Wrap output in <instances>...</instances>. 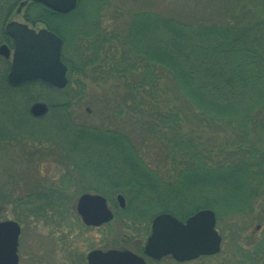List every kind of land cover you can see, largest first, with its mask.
Instances as JSON below:
<instances>
[{"label": "trees", "instance_id": "16d2710c", "mask_svg": "<svg viewBox=\"0 0 264 264\" xmlns=\"http://www.w3.org/2000/svg\"><path fill=\"white\" fill-rule=\"evenodd\" d=\"M23 1L0 0V37L11 46L13 38L6 32L5 24ZM85 1L79 0L78 6L68 13L55 11L41 2L29 1L24 18L34 26L43 23L63 37V60L68 65L69 74L87 73V66L100 62L102 55L101 62L107 64L98 65L93 71H105L127 85L125 94L120 90L124 100L118 104L120 108L117 107V111L123 113L124 103H133L132 106L141 110L140 115L146 116L147 129L162 133L167 142L181 150L187 163L184 166L181 162L176 167L175 180L179 183L163 180L137 162L136 151L128 136L116 129L100 131V128L78 126L72 121L74 137L70 136V129L47 137L50 132L42 126L51 113L71 115L70 100L49 99L50 113L41 117L30 112V105L45 97L38 88L48 87L63 92L69 83L62 89L40 79L12 84L7 78L11 62L1 54L0 143L14 139L41 143L42 140L54 139L62 143L68 156L71 150L70 157L79 167L89 163H83L79 158L87 150L81 141L90 142L92 134H96L101 143L119 146L123 156L133 157V175L117 181L124 185L121 191L128 200L125 210L134 209V220L141 218L138 213H151L150 209L156 205L161 206L160 212L168 211L182 219L200 208L217 210L212 197L217 193L208 191L213 187L220 190L221 199L230 207V211L223 214H254V205L258 202L264 204V18L253 19L249 15L261 12L247 8L245 0H220L206 5L217 9L218 14L213 17L203 15L197 19H184L166 15L164 10L141 9L135 11L121 27V24L114 25L110 21L107 25L99 22L102 11L112 4L110 0ZM257 2L264 6V0ZM68 16L82 18L73 29V44L59 22L61 17ZM180 100L185 104L182 108ZM161 102L167 105L164 111H160L158 103ZM185 107L186 114L181 117L180 109ZM192 114H197L198 120L187 126L189 123L184 122L189 116L193 118ZM212 127L228 128L237 134L238 142L233 140L231 145H211L203 141L208 133L206 128ZM104 155H110L106 148ZM62 179L65 187L73 183L70 175L64 174ZM162 182L165 191L154 189L156 195L144 191L145 187H160ZM93 189L105 192L102 187L91 186L87 190ZM57 191L51 189L37 194L36 206L30 210L41 212L53 206H70L68 198ZM30 197L27 194L21 198L14 193L8 196L11 202L19 205L31 204ZM178 198L180 201L174 202ZM190 198L192 202L196 198L201 200L190 204L187 201ZM182 207L186 210L183 211ZM254 245V251L263 257L264 239Z\"/></svg>", "mask_w": 264, "mask_h": 264}, {"label": "rangeland", "instance_id": "374dc122", "mask_svg": "<svg viewBox=\"0 0 264 264\" xmlns=\"http://www.w3.org/2000/svg\"><path fill=\"white\" fill-rule=\"evenodd\" d=\"M29 1L33 0H24L7 22L10 20L27 22L24 18V13L26 4ZM110 1L112 4L106 6L102 11L99 22L107 25L110 21L114 25L121 24V27H124L123 25L128 22L130 16L141 9H151L160 12L164 10L166 15H176V17L184 19H197L203 15L213 17L218 14L217 9L213 5H206L215 4L216 1L220 0ZM85 2L88 3L89 1L86 0ZM245 3L248 4L247 8H251L253 12L257 13L258 10L261 12L260 14L251 13L249 17L253 19L264 18V6L259 5L257 0L256 3L255 0H245ZM247 8L243 7L244 10H247ZM81 20V17L72 16L59 19L61 26L67 32L71 44L74 43L73 29ZM29 25L35 28L46 27L43 23H39L36 26L30 23ZM3 42L9 43L3 40V37L2 39L0 37V45ZM101 58L102 55L99 59L100 62L87 66L89 70L83 75L79 72L68 73V89L63 92L48 87L37 89L46 97L38 100L48 103L49 99L53 101L66 99L70 100L72 104L69 110L71 115H67L66 112L50 114V117L42 126L50 132L47 137H52L51 134L56 136L59 132L68 131L69 129L71 132L70 136L74 137L75 127L72 121L78 126L100 128V131L116 129L128 136L129 143L133 146V150L136 151L137 162L161 179L174 180L172 182L179 183L175 180L177 176L176 167L181 162L184 166L187 163L182 157L181 150L175 144L167 142L168 140L162 133L147 129L146 116L142 117L140 115L141 110L132 106L133 103L131 105L124 103L123 113L117 111V107L120 108L118 104L122 99L124 100L123 93L125 94L127 85L122 82V79L105 71H103L104 73L101 70L98 71L101 75L97 71L96 73L93 71L96 66L102 67L107 64L104 61L101 62L103 60ZM107 60L110 61L111 59ZM120 90L124 92L120 93ZM158 104L160 111H164L167 107L163 102ZM180 106L181 108L185 106L181 100ZM186 110V107L183 110L180 109L181 117L186 114ZM171 112L174 113L173 111ZM192 117L189 116L184 124L189 123L187 125L189 126L193 121L197 122L198 115L192 114ZM206 131L208 132L207 137L203 141H207L211 145L223 143L231 145L233 140L236 142L239 140L237 134L228 128L212 127L206 128ZM199 132L200 129L198 127L197 133L199 134ZM91 138L90 142H86L87 140L85 141L86 143L81 141V144L87 147V150L79 159L83 163L89 161L87 165L82 167H79L71 159V150H69L68 156L62 143L53 141L54 139L49 141L42 140L40 141L41 143L31 139L26 142L14 139L0 143V220L12 218L22 224L24 233L21 236V250L25 255L22 264H38L40 258L52 264V259L55 256L53 254L55 239L60 243H66V238H68V244L70 242L72 246L71 244L68 246L62 244L63 256H60V258L69 257L70 250H73V254L69 258L70 264H85L83 261L81 263V259H83L81 256L83 255L80 252L75 253L76 250L84 252L82 250H87L92 243H103L105 247H110L120 243L126 234L146 237L153 216L162 209L161 206L156 205L150 209L151 213H138L141 218L134 220L135 218H132V216H136L134 209L125 210L128 200L121 191L124 185L121 186V183L118 184L119 181H117L125 178V176L133 175V170L131 169L133 157L123 156L119 146L116 147L108 142L101 143L97 140L96 134H92ZM64 145L67 144L64 142ZM104 147L110 152L109 156L104 155ZM115 154L116 160L114 162ZM214 155L216 154L214 153ZM64 174L73 178V183L69 187L63 185L64 181L62 178ZM91 186L104 189L105 192L103 193L109 199L110 206L116 213L115 218L110 223L103 225L99 232L96 229L86 228L76 209L70 208L77 204L79 196ZM59 188L64 189L59 191ZM158 188L161 191H165L163 182L160 187L152 186L151 189L145 187L144 191L147 194L156 195L154 189ZM51 189L58 190V193L64 194L68 198L70 206L68 204L64 205L59 212L53 211L52 208H46L40 214L28 209L36 206L35 197L37 194L50 191ZM92 191L96 192L94 189ZM208 191L210 194L217 193L213 194L212 197L216 202V211L220 217H218L217 228L222 235L221 250L216 254L201 256L193 261L180 264H263L264 256L262 257L254 251L256 249L254 243L264 239V204L262 202L256 203L254 205L256 210L254 214H223L230 211V207L226 206L225 201L221 199L220 190L213 187L208 189ZM6 193H8L7 197L4 198ZM13 193L21 198L27 194L31 195L30 200L32 203L29 205L14 204L8 198ZM120 193L125 197V207H122L118 200ZM190 199L187 200L190 204L198 203L201 200V198L198 200L196 198V201L192 202L193 199ZM175 201L178 203L180 199L178 198ZM134 203H138V201ZM182 210L185 211L186 209L182 207ZM63 222L68 224H63ZM62 226H65L69 232L71 230V233L65 234L61 228ZM158 264H173V261L171 258H166Z\"/></svg>", "mask_w": 264, "mask_h": 264}, {"label": "water", "instance_id": "95a60500", "mask_svg": "<svg viewBox=\"0 0 264 264\" xmlns=\"http://www.w3.org/2000/svg\"><path fill=\"white\" fill-rule=\"evenodd\" d=\"M41 2L55 11L68 13L78 6V0H33ZM12 36L14 47L3 42L0 54L11 60L8 81L20 84L27 80L41 79L56 87L64 88L68 83V66L62 58L64 40L47 27L34 28L27 22L10 20L5 25ZM45 101H35L30 111L35 116L49 112ZM122 207L126 205L123 194L118 195ZM77 210L88 224L109 222L114 211L108 199L101 193L84 192L77 201ZM21 226L17 220L0 221V264L19 263V235ZM222 235L217 229V214L213 208H201L185 220L171 212H160L152 220V232L146 243V253L160 258L171 254L185 261L202 255H213L221 250ZM102 255L101 264H147L143 257L131 250L108 249L94 251L91 264H98L96 256Z\"/></svg>", "mask_w": 264, "mask_h": 264}, {"label": "flooded vegetation", "instance_id": "af4514ba", "mask_svg": "<svg viewBox=\"0 0 264 264\" xmlns=\"http://www.w3.org/2000/svg\"><path fill=\"white\" fill-rule=\"evenodd\" d=\"M89 191H92V190H87V191H84V192H89ZM62 207L63 206H61V207L53 206L52 209L55 212H57V211L59 212V210L62 209ZM70 208L71 209H76V211L78 212L77 205L71 206ZM28 209L29 210L30 209L33 210V208H28ZM32 212L40 214V212H35V211H32ZM78 214H79V218L81 219V221L83 222V224L85 225L86 228H88V229H96L97 232H99V230L103 227V225H105L106 223L108 224V223L111 222V221H109V222H102L100 224H88V223H86L83 220V218H82V216L80 215L79 212H78ZM115 216H116V213H115ZM7 219H12V218H7ZM3 220H6V219H3ZM68 222H69V220H68ZM19 224L21 226V233L19 235V247H18L19 263L18 264H22L23 259H25V255H24V253H22V250H21V236H23L24 230H23L22 224L20 222H19ZM58 224H62V223H58ZM63 224H68V223L67 222H63ZM61 228H62V230L64 231L65 234L71 233V230L69 232V230L65 226L64 227L62 226ZM148 230L149 231L147 232V236L146 237L131 236L129 234L128 235L126 234V236H124V238L121 239L120 243H116L115 245H112L110 247H105L103 245V243H92V245L89 246L87 248V250H85V249L82 250L84 252L76 250L75 253L80 252L81 255H83V256H81V258H83V259H81V263L83 261V263H85V264H91L90 255L94 251H99V250L106 251V250L112 249V248L120 249V250H131L135 254L139 255L140 257H143L147 264H158V263H161L162 260H164L166 258H171L172 261H173V264L174 263H176V264L186 263V262H190V261L195 260V259H191V260L180 261V260H177L175 257H173L171 254L162 256L160 258H155V257H152V256L148 255L146 253V243H147L149 235L152 232V222H151L150 227H149ZM67 240H68V238H66V243H60L59 241H57L55 239V241H54L55 246L53 247V249H54L53 254H55V256L52 259V264H70L69 258H70V256H72L73 250H70L69 257L66 258V256H65V257H63L64 259L60 258V256H63L62 255V244H65L67 246L69 244H71L70 242L68 244ZM71 246H72V244H71ZM75 253H74V255H76ZM198 258H196V259H198ZM84 259H85V261H84ZM95 260L98 262V264H101L103 262L102 255L100 254L99 256H96ZM38 264H50V263L47 260H43L42 258H40V261H38Z\"/></svg>", "mask_w": 264, "mask_h": 264}]
</instances>
